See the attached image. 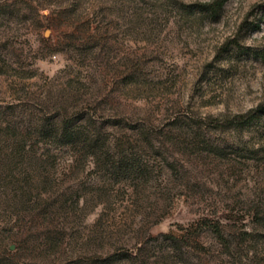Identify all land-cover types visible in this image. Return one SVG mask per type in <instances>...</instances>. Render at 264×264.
Returning a JSON list of instances; mask_svg holds the SVG:
<instances>
[{
    "label": "rangeland",
    "instance_id": "obj_1",
    "mask_svg": "<svg viewBox=\"0 0 264 264\" xmlns=\"http://www.w3.org/2000/svg\"><path fill=\"white\" fill-rule=\"evenodd\" d=\"M213 1L0 0V264H264V0Z\"/></svg>",
    "mask_w": 264,
    "mask_h": 264
},
{
    "label": "trees",
    "instance_id": "obj_2",
    "mask_svg": "<svg viewBox=\"0 0 264 264\" xmlns=\"http://www.w3.org/2000/svg\"><path fill=\"white\" fill-rule=\"evenodd\" d=\"M226 0H215L211 3H205L200 5L202 8H204L206 11L211 12L212 14H217L218 11L224 6ZM258 118V115H253L251 118H249V120L247 121L248 123H252L254 122L256 119ZM55 119V118H54ZM11 130L10 126L8 127H3L0 124V138L1 135L4 134H9V132L7 130ZM39 133L40 135H43L44 137H47L48 139H52L54 137H58V136H62V138L68 142L69 144H74L76 141H78L79 139H81L83 137L82 132H78L76 129H72L70 125H68V123H52L49 122L47 124H41L39 127ZM38 129H36L35 131H38ZM16 130V131H14ZM13 133L15 134L14 136V143L17 145H21L22 143H27V140L30 139L31 140V136L33 135V130L28 131L27 133H25L26 135H24L25 137L20 139L18 136L20 135V133L18 132L17 129H14ZM11 133V132H10ZM22 133V132H21ZM13 136V135H12ZM215 233L218 235L219 239L221 240V243L224 246H227L228 244L227 241H224V236L222 234V232L220 231L219 228L215 229ZM223 240V241H222Z\"/></svg>",
    "mask_w": 264,
    "mask_h": 264
}]
</instances>
